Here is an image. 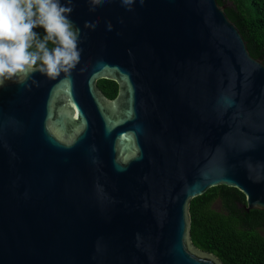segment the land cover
<instances>
[{
	"label": "water",
	"instance_id": "water-1",
	"mask_svg": "<svg viewBox=\"0 0 264 264\" xmlns=\"http://www.w3.org/2000/svg\"><path fill=\"white\" fill-rule=\"evenodd\" d=\"M70 6V76L0 88V264H224L191 202L264 211V62L217 0Z\"/></svg>",
	"mask_w": 264,
	"mask_h": 264
},
{
	"label": "clouds",
	"instance_id": "clouds-1",
	"mask_svg": "<svg viewBox=\"0 0 264 264\" xmlns=\"http://www.w3.org/2000/svg\"><path fill=\"white\" fill-rule=\"evenodd\" d=\"M99 5L103 0H91ZM145 0H139L141 6ZM72 0H0V88L7 82L25 84L29 89L39 86L34 75L48 79L70 76L83 49L79 47V29L73 30L69 19ZM132 11L136 0H121ZM92 26L95 25H86ZM37 28L43 29L41 38ZM112 29L111 23L108 30ZM49 42L54 45L49 48ZM31 80V84L27 82Z\"/></svg>",
	"mask_w": 264,
	"mask_h": 264
},
{
	"label": "trees",
	"instance_id": "trees-1",
	"mask_svg": "<svg viewBox=\"0 0 264 264\" xmlns=\"http://www.w3.org/2000/svg\"><path fill=\"white\" fill-rule=\"evenodd\" d=\"M217 1L227 7L226 14L242 33L250 54L264 62V0ZM36 31L43 38V29ZM48 46L54 45L49 42ZM98 87L110 100L118 96L119 85L114 81L100 80ZM216 201L223 203L222 211L213 208ZM237 201L246 204L240 191L226 186L212 188L193 199L192 241L198 249L214 254L224 264H264V237L257 234L253 225L243 222L247 212Z\"/></svg>",
	"mask_w": 264,
	"mask_h": 264
},
{
	"label": "flooded vegetation",
	"instance_id": "flooded-vegetation-1",
	"mask_svg": "<svg viewBox=\"0 0 264 264\" xmlns=\"http://www.w3.org/2000/svg\"><path fill=\"white\" fill-rule=\"evenodd\" d=\"M216 204H219L217 207ZM237 204L240 208L244 209V203L238 202ZM216 207L217 211H222L223 210V203L221 201H216L213 204V208ZM254 211V210H252ZM258 211V210H256ZM243 222L247 223L249 225H253L255 227V230L258 235L261 237H264V211H258L257 213H252L251 211L246 215H243Z\"/></svg>",
	"mask_w": 264,
	"mask_h": 264
},
{
	"label": "rangeland",
	"instance_id": "rangeland-1",
	"mask_svg": "<svg viewBox=\"0 0 264 264\" xmlns=\"http://www.w3.org/2000/svg\"><path fill=\"white\" fill-rule=\"evenodd\" d=\"M216 206L218 207V206H219V204H216ZM214 209H215V210H217V208H216V207H214Z\"/></svg>",
	"mask_w": 264,
	"mask_h": 264
}]
</instances>
